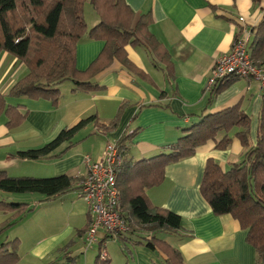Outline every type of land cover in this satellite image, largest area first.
Returning <instances> with one entry per match:
<instances>
[{
	"label": "crops",
	"instance_id": "1",
	"mask_svg": "<svg viewBox=\"0 0 264 264\" xmlns=\"http://www.w3.org/2000/svg\"><path fill=\"white\" fill-rule=\"evenodd\" d=\"M126 1L135 13L134 24L151 13L149 30L168 56L158 57L144 44L129 45L133 68L115 60L96 76L100 88L94 92L74 91L72 83L61 84L58 105L46 98L10 96L13 85L26 75L27 66L5 51L0 53V93L8 105L28 112L26 120L13 129L8 128L5 115L0 117V170L11 176L66 174L75 180L72 191L56 200H44L43 196L30 202L28 198L35 196H28L31 193L0 192V199L28 202L33 208L21 223L0 236V246L20 241L18 258L12 264H96L101 249L108 253V264H167V255L158 247H148L138 234L107 237L101 229L97 241L86 248L85 230L93 215L79 187L87 172L85 156L98 159L108 142L134 130L127 139V158L138 161L167 153L168 145L203 117L233 106H239L250 119V139L256 143L264 113V86L246 78H229L232 80L210 86L209 78L217 58L231 51L236 38L247 39L251 55L255 29L264 16V0ZM104 44L102 40L80 42L78 69H87ZM93 114L102 124H111L118 115L119 121L110 131L88 127L77 137L80 141L68 149L64 144L55 152L66 149L59 157L27 160L17 155L42 148L63 129ZM237 131H221L216 140L203 144L190 157L168 164L163 181L146 191L155 206L182 217L178 233L165 237L166 233L160 232L157 236L178 248L186 264H257V252L239 222L229 214L215 215L201 193L209 159L225 170L244 159ZM226 135L231 142L218 147ZM8 217L0 212V223Z\"/></svg>",
	"mask_w": 264,
	"mask_h": 264
},
{
	"label": "trees",
	"instance_id": "2",
	"mask_svg": "<svg viewBox=\"0 0 264 264\" xmlns=\"http://www.w3.org/2000/svg\"><path fill=\"white\" fill-rule=\"evenodd\" d=\"M88 1L92 3L99 19L91 28L84 14ZM134 21L135 13L126 0H0V53L5 51L27 66L26 75L13 85L9 95L46 98L58 105L61 95L59 86L65 81H72L74 91L94 92L100 88L96 76L115 60L133 68L127 52L129 45L144 44L154 55L167 57V51L149 30L151 13L142 15L135 24ZM255 30L251 57L260 61L264 58V16ZM84 40H102L105 44L91 65L80 70L77 67L76 51L77 45ZM229 80L232 79L222 84ZM2 115L8 119V128L13 129L26 120L28 112L21 106L8 105L6 97L0 93V117ZM118 121L119 115L111 124L106 125L99 122L97 115H90L63 129L52 142L42 148L19 151L17 155L27 160L59 157L71 145L80 141L77 140L78 135L88 127L110 131L117 126ZM234 128H238L236 137L245 149L244 159L232 163L226 170L214 159H209L201 183V193L215 215L229 214L239 222L241 229L247 233L248 243L257 252V264H264V113L255 144L250 139V119L239 106L203 117L188 128L178 141L168 145L169 152L150 158L138 161L127 158V139L135 130L116 141L123 156L117 174L123 199L122 214L129 226L127 234L141 235L148 247L161 249L167 255V264L186 263L180 250L157 234L178 233L182 228V217L155 206L146 191L163 181L168 164L190 157L203 144L216 140L221 131L229 133ZM230 142L231 138L226 135L218 142V147H227ZM64 144H68V147L55 153ZM74 182V178L66 174L41 178L11 176L0 170V192L39 193L44 196V200H54L72 190ZM32 209L28 202L0 199V212L9 214L8 219L0 223V236L21 223ZM124 235L126 233L120 236ZM113 236L107 233V237ZM19 248V239L4 242L0 246V264L14 263ZM102 250L96 264L109 262L107 258H102Z\"/></svg>",
	"mask_w": 264,
	"mask_h": 264
},
{
	"label": "built area",
	"instance_id": "3",
	"mask_svg": "<svg viewBox=\"0 0 264 264\" xmlns=\"http://www.w3.org/2000/svg\"><path fill=\"white\" fill-rule=\"evenodd\" d=\"M232 77L258 81L264 86V58L260 61L252 59L245 37L236 38L229 53L218 57L212 68L209 85L214 86ZM123 163L116 142H108L102 156L92 159L85 156L86 175L79 182L81 195L93 215V222L85 234L86 248L97 241L99 230L114 236L128 232L129 226L122 214V195L118 186L117 168ZM102 258H108L105 249Z\"/></svg>",
	"mask_w": 264,
	"mask_h": 264
},
{
	"label": "rangeland",
	"instance_id": "4",
	"mask_svg": "<svg viewBox=\"0 0 264 264\" xmlns=\"http://www.w3.org/2000/svg\"><path fill=\"white\" fill-rule=\"evenodd\" d=\"M84 14H85V19H86V22H87V25H88V27L89 28H91V27H93V26H95V24H97L98 23V21H99V19H98V16H97V14H96V12H95V10H94V7H93V5H92V3L90 2V1H88V2H86V4H85V10H84ZM72 83V81H70V80H68V81H65L63 84L66 86L67 84H71ZM73 84V83H72ZM64 86V87H65ZM63 87V88H64ZM66 88V87H65ZM86 131H84L82 134H84ZM82 134H81V136H82ZM79 137H80V134L78 135ZM26 172H28V173H31V171L30 170H28V171H26ZM36 172V171H35ZM20 175H26V176H35V177H41V178H44L43 176H38V175H33V174H27V173H25V174H20ZM72 191V190H71ZM35 195V196H32V197H29L28 199L29 200H27V201H36V199H37V202H38V200L40 199V198H43V195L42 194H39V193H31V194H29L28 196H31V195ZM21 195V194H20ZM40 197V198H39ZM35 200H34V199ZM69 200H70V198H68ZM54 200H56V199H54ZM10 201V200H9ZM43 201V200H42ZM71 201V200H70ZM10 202H12V201H10ZM34 207V206H33ZM36 210V209H35ZM102 230H100L99 231V233H98V236H100L102 233ZM162 235V234H161ZM97 236V237H98ZM163 236V235H162ZM165 237H168V236H170V235H167V234H165L164 235ZM170 238V237H169ZM96 248H98V246H97V244H96ZM97 250V249H96ZM95 250V251H96ZM96 253V252H95Z\"/></svg>",
	"mask_w": 264,
	"mask_h": 264
}]
</instances>
